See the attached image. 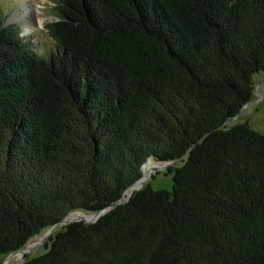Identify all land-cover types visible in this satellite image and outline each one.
Segmentation results:
<instances>
[{"label":"trees","instance_id":"1","mask_svg":"<svg viewBox=\"0 0 264 264\" xmlns=\"http://www.w3.org/2000/svg\"><path fill=\"white\" fill-rule=\"evenodd\" d=\"M56 9L45 53L0 14V256L105 209L16 264H264V132L230 123L264 70V0ZM149 159L171 189L119 202Z\"/></svg>","mask_w":264,"mask_h":264},{"label":"rangeland","instance_id":"2","mask_svg":"<svg viewBox=\"0 0 264 264\" xmlns=\"http://www.w3.org/2000/svg\"><path fill=\"white\" fill-rule=\"evenodd\" d=\"M59 0H0V14L5 15L7 24H14L19 28V34L24 39L28 38L31 45L41 53H45L54 41L49 36L45 25L48 22L58 19L56 6ZM41 22V23H40ZM254 89L251 100L243 106L241 112L234 116L230 123L247 122L260 132H264V70L253 74ZM149 160H146V163ZM142 178L136 181L125 192L124 198L130 196L134 191L145 184L153 188L171 189L172 175L167 171L170 163L154 161L151 166L144 169ZM134 190V191H133ZM95 217V213L74 211L69 213L65 220L87 219ZM96 219V217L94 218ZM92 219V220H94ZM62 225L64 223H61ZM60 224L53 230H44L32 237L22 248L0 256V264L20 263L24 257L36 256L46 250L48 238L53 234Z\"/></svg>","mask_w":264,"mask_h":264},{"label":"water","instance_id":"3","mask_svg":"<svg viewBox=\"0 0 264 264\" xmlns=\"http://www.w3.org/2000/svg\"><path fill=\"white\" fill-rule=\"evenodd\" d=\"M143 170V169H142ZM133 185V184H132ZM128 197V196H127ZM126 198H124V194L122 195V197H121V199H120V201L119 202H123L124 200H125ZM105 211V209H103V210H99L98 212H95V217H96V219L103 213ZM68 215V214H67ZM66 215V216H67ZM66 218V217H65ZM84 219V218H83ZM85 221H93V220H87V219H84ZM95 220V219H94ZM71 221V220H70ZM61 223H64V224H66V223H68V222H66V220L65 219H63L62 221H60L59 223H57V224H55L54 226H51L49 229H48V231H51V230H53L55 227H57L59 224H61Z\"/></svg>","mask_w":264,"mask_h":264},{"label":"bare ground","instance_id":"4","mask_svg":"<svg viewBox=\"0 0 264 264\" xmlns=\"http://www.w3.org/2000/svg\"><path fill=\"white\" fill-rule=\"evenodd\" d=\"M41 23V22H40ZM153 160L152 159H149V161L146 163V165L144 166V169L145 168H148L149 166H151L153 164Z\"/></svg>","mask_w":264,"mask_h":264}]
</instances>
